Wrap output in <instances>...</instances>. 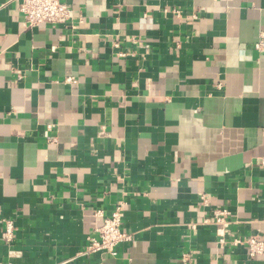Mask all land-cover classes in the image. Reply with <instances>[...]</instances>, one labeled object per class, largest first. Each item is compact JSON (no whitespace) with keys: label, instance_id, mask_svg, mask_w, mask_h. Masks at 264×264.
I'll list each match as a JSON object with an SVG mask.
<instances>
[{"label":"crops","instance_id":"crops-1","mask_svg":"<svg viewBox=\"0 0 264 264\" xmlns=\"http://www.w3.org/2000/svg\"><path fill=\"white\" fill-rule=\"evenodd\" d=\"M61 1L0 0V264H264L201 225L264 241V0ZM118 202L132 241L84 254Z\"/></svg>","mask_w":264,"mask_h":264},{"label":"built area","instance_id":"built-area-1","mask_svg":"<svg viewBox=\"0 0 264 264\" xmlns=\"http://www.w3.org/2000/svg\"><path fill=\"white\" fill-rule=\"evenodd\" d=\"M20 13L27 27H37L40 25H63L69 22L72 18L70 7L61 0H22ZM171 13L175 16H180V12L172 10ZM194 18V17H193ZM264 48L263 40H260L256 45L257 51H262ZM119 57L127 56V53H117ZM68 82H74L73 79H67ZM51 126H48V130ZM102 133V131H101ZM209 200L206 194L200 196V206H208ZM124 214V203L118 202L113 211L104 217L101 213H97L103 217V222L96 230V237L90 239V244L86 248L84 254H100L110 258H115L118 254V247L132 241V235L122 230V220ZM229 212L225 209L216 208L212 210L211 216L204 219L201 225H212L215 228L217 243L221 246L232 245L234 247H248V255L250 258H256L264 255V241L257 236L247 238L234 237L228 241L227 231L229 227ZM197 225H192L191 228H196ZM15 239V227L12 221H7L3 232L1 233V241L6 247L11 250ZM188 255L184 254L183 258Z\"/></svg>","mask_w":264,"mask_h":264}]
</instances>
